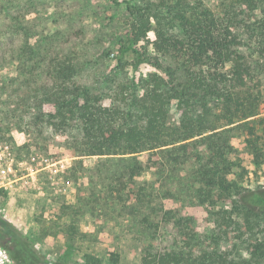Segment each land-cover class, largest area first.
Masks as SVG:
<instances>
[{
	"label": "trees",
	"instance_id": "trees-1",
	"mask_svg": "<svg viewBox=\"0 0 264 264\" xmlns=\"http://www.w3.org/2000/svg\"><path fill=\"white\" fill-rule=\"evenodd\" d=\"M129 8L133 52L139 53L136 41L153 31L155 52L167 56L175 67H164L154 58L152 66L168 80L161 77L146 83L143 93L134 97L133 108L140 107L131 112L129 93H119L117 104L104 105L100 93L72 80L75 66L56 65L51 92L44 95L50 125L57 135L78 132L73 142L76 156L100 157L92 169L77 159L65 172L73 179L81 175L98 192L97 197L88 195L87 205L109 204L119 206V211L139 207L147 212L142 222L155 230L162 221L179 226L192 219L171 183L179 175L188 176L186 196L218 225V240L245 235L253 230L250 218L257 216L256 209L264 207V191L252 201L246 199L245 190L228 179L237 166L229 155L236 151L231 134L241 130L254 164L264 165V116L246 121L258 115L256 103L262 96L258 75L263 66L251 63L248 54L264 59V0H222L215 6L207 0H158L145 8L130 4ZM27 48L28 55L34 52L27 42L16 58L20 60ZM23 62L15 72L20 73ZM173 101L181 111L178 122L169 120ZM214 107L221 114L215 118L223 119L227 127L220 131H215L219 124L206 125ZM166 174L170 176L164 180L161 176ZM148 175L162 179L148 180ZM159 198L161 205H154ZM226 201L233 202V211L217 206ZM77 202L81 204L80 197ZM0 234L10 239L4 246L16 264H44L33 244L12 227L1 229ZM186 238L191 246L192 239ZM190 251L188 257L176 251L144 257L143 264H227L225 254L218 251ZM251 254L262 260L264 243L254 245Z\"/></svg>",
	"mask_w": 264,
	"mask_h": 264
},
{
	"label": "rangeland",
	"instance_id": "rangeland-1",
	"mask_svg": "<svg viewBox=\"0 0 264 264\" xmlns=\"http://www.w3.org/2000/svg\"><path fill=\"white\" fill-rule=\"evenodd\" d=\"M157 1L0 0V141L5 144L7 158L8 151L14 158V171L0 197V230L10 226L26 237L44 264H143L144 257L169 251L188 257L192 255L190 249L195 253L218 251L225 254L227 264H264V258L251 254L254 245L264 243V207L256 209L257 216L250 218L253 230L218 240V225L196 201L190 203V195L186 196L184 189L188 176L179 175L171 183L177 187L182 203L188 205L192 219L179 226L162 221L155 230L142 222L147 212L139 207L119 211V206L109 204L87 205L88 195L97 197L98 192L81 175L73 179L65 172L73 160L83 159L85 166L92 169L100 157L74 154L73 142L79 138L75 129L64 136L53 131L44 96L51 92L52 76H56L53 68L70 62L76 67L72 80L100 93L102 104L119 103L118 94L124 92L129 93V111H137L140 106L133 108L134 97L143 93L146 83L161 77L168 80L163 71L152 66L154 58L158 57L164 67H175L167 56L155 52L153 31L136 41L138 54L131 47L129 4L145 8ZM207 1L215 6L222 0ZM173 32L182 35L178 28ZM27 42L34 52L28 55L29 49H25L21 58L24 62L17 73L21 60L16 58L18 50ZM126 47L128 50L121 56ZM248 55L251 63L263 69L258 75L262 80V96L256 103L258 115L246 121L264 116V59L257 54ZM176 105L173 101L169 108L171 122L181 119ZM218 115L220 109L214 107L206 123L219 124L215 131L227 128L223 119L215 118ZM231 136L236 151L229 158L237 166L228 179L236 181L245 190L246 199L252 201L264 191V165L254 164L243 144L246 137L241 130ZM169 176L161 177L165 180ZM158 178L147 176L148 180L162 179ZM161 203L159 198L154 205ZM217 206L229 211L235 207L230 201ZM186 237L192 239L191 246ZM2 242L11 243L7 236L2 237Z\"/></svg>",
	"mask_w": 264,
	"mask_h": 264
},
{
	"label": "built area",
	"instance_id": "built-area-1",
	"mask_svg": "<svg viewBox=\"0 0 264 264\" xmlns=\"http://www.w3.org/2000/svg\"><path fill=\"white\" fill-rule=\"evenodd\" d=\"M6 147L4 142L0 141V197L4 194L6 186L10 180L8 177L14 171V158L12 153L8 151V158L6 155ZM3 213V207L0 205V214ZM1 236V235H0ZM0 264H16L13 260L9 250L4 246L2 242V236L0 237Z\"/></svg>",
	"mask_w": 264,
	"mask_h": 264
},
{
	"label": "flooded vegetation",
	"instance_id": "flooded-vegetation-1",
	"mask_svg": "<svg viewBox=\"0 0 264 264\" xmlns=\"http://www.w3.org/2000/svg\"><path fill=\"white\" fill-rule=\"evenodd\" d=\"M4 230V228L2 227V231Z\"/></svg>",
	"mask_w": 264,
	"mask_h": 264
}]
</instances>
